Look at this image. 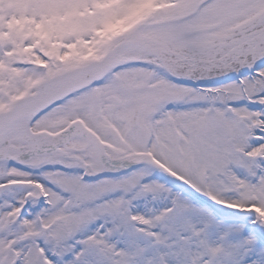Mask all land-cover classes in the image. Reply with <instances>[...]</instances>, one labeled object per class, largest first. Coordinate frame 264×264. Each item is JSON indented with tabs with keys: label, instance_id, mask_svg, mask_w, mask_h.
<instances>
[{
	"label": "snow or ice",
	"instance_id": "6c2138e0",
	"mask_svg": "<svg viewBox=\"0 0 264 264\" xmlns=\"http://www.w3.org/2000/svg\"><path fill=\"white\" fill-rule=\"evenodd\" d=\"M0 264H264V0H0Z\"/></svg>",
	"mask_w": 264,
	"mask_h": 264
}]
</instances>
